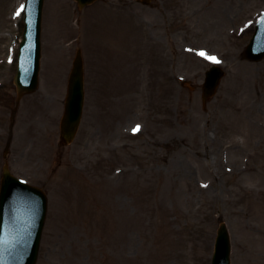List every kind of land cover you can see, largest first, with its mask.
<instances>
[{"label": "rangeland", "instance_id": "1", "mask_svg": "<svg viewBox=\"0 0 264 264\" xmlns=\"http://www.w3.org/2000/svg\"><path fill=\"white\" fill-rule=\"evenodd\" d=\"M137 1L44 0L39 87L12 117L24 0H0V179L47 193L36 264H210L220 223L230 264H264V58L243 57L264 0ZM78 50L83 114L64 147Z\"/></svg>", "mask_w": 264, "mask_h": 264}, {"label": "water", "instance_id": "2", "mask_svg": "<svg viewBox=\"0 0 264 264\" xmlns=\"http://www.w3.org/2000/svg\"><path fill=\"white\" fill-rule=\"evenodd\" d=\"M79 8L95 0H74ZM148 0H141L147 4ZM43 0H26L25 29L19 51V67L14 77L18 97L37 88L40 59V24ZM264 58V14L244 51V59L257 62ZM224 73L212 67L205 74L203 105L216 93ZM83 69L78 51L72 63L60 122L63 145L73 141L82 115ZM47 200L39 189L26 185L4 169L0 184V264H35L44 225ZM230 241L223 223L219 225L211 264H230Z\"/></svg>", "mask_w": 264, "mask_h": 264}, {"label": "snow or ice", "instance_id": "3", "mask_svg": "<svg viewBox=\"0 0 264 264\" xmlns=\"http://www.w3.org/2000/svg\"><path fill=\"white\" fill-rule=\"evenodd\" d=\"M23 9H21V10H18V12H17V15H20V12L22 11ZM200 55H204V53H200ZM208 59H210L212 62H214V63H218L219 61H217L216 60V58L215 57H207ZM139 130V128L137 127V129H134V131H138Z\"/></svg>", "mask_w": 264, "mask_h": 264}, {"label": "bare ground", "instance_id": "4", "mask_svg": "<svg viewBox=\"0 0 264 264\" xmlns=\"http://www.w3.org/2000/svg\"><path fill=\"white\" fill-rule=\"evenodd\" d=\"M19 10V9H18ZM18 10H17V12H18ZM20 15H17V13H16V17L18 18ZM20 18V17H19ZM127 30H125L124 29V35H127V36H129L130 34H129V29L128 28H126ZM131 33H133V32H131ZM130 37V36H129ZM123 48V47H122Z\"/></svg>", "mask_w": 264, "mask_h": 264}]
</instances>
